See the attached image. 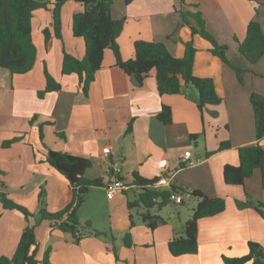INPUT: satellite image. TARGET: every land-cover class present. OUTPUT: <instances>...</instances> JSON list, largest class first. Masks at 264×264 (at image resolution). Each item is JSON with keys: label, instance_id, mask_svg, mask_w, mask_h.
Instances as JSON below:
<instances>
[{"label": "crops", "instance_id": "0c3cea01", "mask_svg": "<svg viewBox=\"0 0 264 264\" xmlns=\"http://www.w3.org/2000/svg\"><path fill=\"white\" fill-rule=\"evenodd\" d=\"M49 1L48 10L34 12L33 39L35 31L40 37V41L34 39L38 50L34 68L23 75L0 69L1 190L34 215L27 220L18 211L4 210L0 202V258L13 257L23 232L38 222L43 208L56 213L71 202L69 182L47 162L51 150L92 162L86 177L100 179L104 185L90 188L78 217L106 235L88 234L76 243L71 235L43 221L36 228L38 260L50 249L52 264H224V257L246 255L250 241L264 247L261 170L242 186L226 184L223 175L226 165H239V148L256 143L251 95L264 96V56L251 64L240 54L236 38H246L251 21H257L264 33V0H192L199 5L207 30L220 45L228 46L227 57L243 71L241 77L211 53L208 41L183 25L176 1L130 0L127 4L126 0H113V17L126 19L117 39L123 61L135 58L137 41L164 43L175 58L184 57L185 43H194V75L212 79L222 98L221 104L203 110L198 107V91L191 86L178 95H161L154 73L135 84L116 65L111 49L105 50L102 68L85 95L77 75L62 73L65 51L79 59L85 56L84 40L73 34V16L84 7L74 1L64 5L63 39L53 37L46 51L43 32L54 27V0ZM45 69L61 89L40 98L47 85ZM163 107L171 108L170 124L158 118ZM17 136L24 138L3 148L5 141ZM222 143L231 147L219 150ZM106 147L111 149L108 160L121 162L129 186L114 196L106 190L112 182L103 155ZM187 154L194 161L191 166L182 162ZM135 173L158 179L157 186L163 189L175 186L188 193L182 196L183 204L171 203L160 212L151 211L150 215L161 219L155 230L143 218L144 209L135 216L134 226L131 224L128 201L139 197L133 184ZM193 191L224 199L226 208L199 221L197 254L174 257L168 244L175 234H182L184 223L192 216L197 204V199L189 196ZM186 199L191 206L179 210L175 219L169 208H182ZM127 233L131 234V246L123 242Z\"/></svg>", "mask_w": 264, "mask_h": 264}, {"label": "trees", "instance_id": "16d2710c", "mask_svg": "<svg viewBox=\"0 0 264 264\" xmlns=\"http://www.w3.org/2000/svg\"><path fill=\"white\" fill-rule=\"evenodd\" d=\"M74 1L84 7V11L73 16V34L85 42V56L79 59L66 51L64 52L62 73L65 76L77 75L82 91L88 95L91 84L95 81L96 73L102 68L104 53L111 49L116 57V65L127 75H135L140 83L154 73L157 88L161 95H178L186 86H193L198 91V107L203 110L207 106H217L222 103L216 92L212 79L199 78L194 75L193 68L197 49L193 42L185 43L183 58H175L164 43L137 41L134 44L135 58L123 61L117 42L122 33L126 19H115L112 15V0H54L52 9L54 27L45 29V49L49 51L53 37L62 40V9L64 5ZM177 3L176 11L182 16V23L191 29L194 36L198 35L211 44V53L222 62L235 69L241 77L242 70L235 67L227 57L228 46L220 45L215 37L207 30L206 21L199 10V5L192 0H174ZM130 0H126L128 4ZM49 0H0V69L8 70L12 75H23L30 72L37 61V47L33 39L34 12L39 9L48 10ZM240 54L251 64L258 63L264 56V33L257 21H251L247 27L246 38L239 41ZM46 89L41 92L40 98L46 94L59 91L61 85L45 69ZM251 104L255 115L256 143L238 149L240 163L238 166L226 165L224 167V180L228 185L242 186L246 179L261 170L264 185V96L257 93L251 95ZM158 118L165 124L172 122L170 107H163ZM130 127V126H129ZM41 140L44 134L41 131ZM23 136L14 137L3 143V148L23 140ZM230 143H222L219 150L229 149ZM47 162L56 169L69 182L72 190L71 202L63 206L56 213L48 212L43 208L39 220L28 226L23 232L19 244L12 258L1 257L0 264H52L49 260L51 250L48 249L42 260H38L36 228L43 221L51 223L52 227L65 234L71 235L74 242L79 243L86 235L101 237L104 232L93 228L90 221L81 224L78 210L83 205L85 197L93 187L103 186L100 179L90 180L86 172L92 167L88 159L76 157L62 152L49 151ZM2 174V173H0ZM124 180V178L122 179ZM158 179L149 180L139 173L133 176V184L139 191V197L128 201L131 224H135V209H144L145 220L155 230L161 220L160 217L150 215L151 211L160 212L171 203L174 194L186 195L184 190L171 186L163 189L157 186ZM3 183L0 181V202L4 210H15L29 220L34 215L24 206L16 203L4 193ZM197 199L192 210V216L184 223L182 234H175L168 244L172 256L195 255L198 253V223L201 219L213 217L222 213L226 208L222 198H209L200 191L189 194ZM40 198L42 195L40 194ZM177 204V203H175ZM183 204V201L182 203ZM263 212L262 204L259 205ZM166 222V221H165ZM83 231V237L76 238L78 231ZM127 246L132 245L131 234L123 238ZM224 264H264V247L250 241L248 253L241 257H224Z\"/></svg>", "mask_w": 264, "mask_h": 264}, {"label": "built area", "instance_id": "2783aa9c", "mask_svg": "<svg viewBox=\"0 0 264 264\" xmlns=\"http://www.w3.org/2000/svg\"><path fill=\"white\" fill-rule=\"evenodd\" d=\"M110 154H111V149L109 147L103 149V155L108 163L106 172L108 176L112 179V182L106 185V190L109 196H114L117 193H123L127 191L129 189V186L124 180H122L123 170H122L121 162L119 160H108ZM182 162L185 165H189V166L194 164V161L191 159V156L188 154L184 155V157L182 158ZM171 199L177 204H180L183 201L182 195L179 194L172 195ZM79 237H83L82 230L76 233V238Z\"/></svg>", "mask_w": 264, "mask_h": 264}, {"label": "rangeland", "instance_id": "374dc122", "mask_svg": "<svg viewBox=\"0 0 264 264\" xmlns=\"http://www.w3.org/2000/svg\"><path fill=\"white\" fill-rule=\"evenodd\" d=\"M112 1H113V0H112ZM34 39H35V41H40V37L38 38L37 31L34 32ZM191 87L194 88L193 86H191ZM194 89H195V88H194ZM187 200H188V199H186V202H185L186 205L182 206V208H181V207H175L174 205H172V206L169 208V209L171 210L172 214H175V219H178V211H179V210L184 209V208L188 209V207L191 206V205H190V202L187 201ZM188 202H189V203H188ZM84 211H85V208H83V210H82V214L84 213ZM142 211H143L142 208H140V209H135V210H134V214H135V216H137V214L140 213V212H142ZM96 220H101V219H99V217H97ZM81 224L84 225L85 222H82V221H81Z\"/></svg>", "mask_w": 264, "mask_h": 264}, {"label": "water", "instance_id": "95a60500", "mask_svg": "<svg viewBox=\"0 0 264 264\" xmlns=\"http://www.w3.org/2000/svg\"><path fill=\"white\" fill-rule=\"evenodd\" d=\"M131 77L135 84H139V81L135 75H132Z\"/></svg>", "mask_w": 264, "mask_h": 264}]
</instances>
